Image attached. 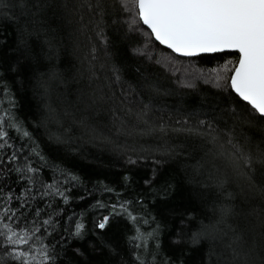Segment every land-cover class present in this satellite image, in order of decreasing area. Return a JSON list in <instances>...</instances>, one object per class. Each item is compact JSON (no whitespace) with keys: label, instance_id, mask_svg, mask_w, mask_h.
<instances>
[{"label":"trees","instance_id":"16d2710c","mask_svg":"<svg viewBox=\"0 0 264 264\" xmlns=\"http://www.w3.org/2000/svg\"><path fill=\"white\" fill-rule=\"evenodd\" d=\"M47 2L30 7L35 15L0 3L15 19H0V116L31 134L9 129L37 179L67 202L15 172L0 176V264H20L5 255L8 236L28 240L17 249L29 264H44L45 248L51 264H138L134 254L209 264L210 255L230 259L234 234L238 264H264V120L228 86L225 65L238 54L176 56L137 16L128 23L121 0ZM212 226L227 235L209 238ZM138 234L147 248L135 247Z\"/></svg>","mask_w":264,"mask_h":264},{"label":"snow or ice","instance_id":"6c2138e0","mask_svg":"<svg viewBox=\"0 0 264 264\" xmlns=\"http://www.w3.org/2000/svg\"><path fill=\"white\" fill-rule=\"evenodd\" d=\"M16 2L22 10V15H35L29 11L33 6L38 11L51 6L47 0H36L34 5H30L28 0ZM128 2L129 0H121L125 10ZM130 3L136 9V16L151 30L150 34L155 40L175 53L194 56L199 53H224L232 50L237 52L235 66L229 68L225 65V70L231 72L228 86L240 101L246 102L253 115L264 120V0H130ZM87 6L92 7L91 4ZM0 19L15 22L13 17L7 15L0 14ZM9 129H14L23 138H31V134L11 118L10 113L5 112L0 116V176L15 172L19 179L30 185L40 183L45 189L42 195H58L67 202V197L58 187L53 192L52 184L44 186L43 182L37 179L40 169L34 167L27 156L22 155V149L15 148ZM31 150L39 156L35 148ZM241 156L245 165L251 164V156H244L243 153ZM261 158H264V153L258 157ZM40 159L43 160V157ZM9 164L12 165L11 168L7 167ZM69 179L75 180L76 177ZM123 207L124 205H121V208ZM9 211L11 210H5V219H12L15 216L14 212L11 217L8 216ZM222 211L227 214L229 210ZM108 219L104 217L97 227L105 228ZM43 223L50 224V221L46 220ZM82 228V224H75L74 234L80 235ZM36 231H39V228ZM215 231V226H212L208 233L209 238L222 240L227 235L221 233L217 237L214 235ZM151 235L147 234L148 237ZM200 237L201 233H193V244L199 243ZM6 240L9 252L5 255L19 260L20 264H29L28 261L21 260V257L27 254L17 249L18 245L27 244L28 240L23 237L13 239L12 236L6 237ZM133 240L136 248H147L145 234H138ZM240 241L241 237L234 234L228 243L224 244L230 259L220 254L213 261L210 255L209 264H238L241 253L237 249ZM42 255L45 257L44 264H51L53 257L49 250L43 249ZM134 255L138 264H145L139 254Z\"/></svg>","mask_w":264,"mask_h":264},{"label":"water","instance_id":"95a60500","mask_svg":"<svg viewBox=\"0 0 264 264\" xmlns=\"http://www.w3.org/2000/svg\"><path fill=\"white\" fill-rule=\"evenodd\" d=\"M141 23H142V21H141ZM142 25H143V23H142ZM143 26H144V27H145V28L151 33V30L148 29L146 25H143ZM151 36H152V38L154 39V41H155L156 43H158L161 47H163V48H165V49L171 51L173 54H175L176 56H179V57H183V58H193V57H196V56H199V55H205V54H216V53H199V54L194 55V56H184V55H181V54H179V53H175L173 50L169 49L166 45H162V44H160L158 41L155 40V38H154L153 35H151ZM226 52L237 53V52H235L234 50H232V51H226ZM237 54H238V53H237ZM229 83H230V81H229ZM234 94H235V93H234ZM245 103H246V102H245Z\"/></svg>","mask_w":264,"mask_h":264},{"label":"rangeland","instance_id":"374dc122","mask_svg":"<svg viewBox=\"0 0 264 264\" xmlns=\"http://www.w3.org/2000/svg\"><path fill=\"white\" fill-rule=\"evenodd\" d=\"M127 13H128V15H129V17H130V21L128 20V23H130V25H136L137 24V19H136V13H135V8L132 6V4L130 3V0H129V2L127 3ZM136 19V21L134 22V20ZM131 20L133 21V22H131ZM147 53H149V54H153L152 53V51H148ZM158 56V55H157ZM186 77V76H185Z\"/></svg>","mask_w":264,"mask_h":264}]
</instances>
